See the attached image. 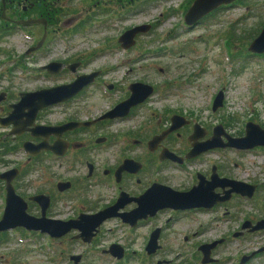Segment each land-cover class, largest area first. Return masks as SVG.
Masks as SVG:
<instances>
[{
    "label": "flooded vegetation",
    "instance_id": "af4514ba",
    "mask_svg": "<svg viewBox=\"0 0 264 264\" xmlns=\"http://www.w3.org/2000/svg\"><path fill=\"white\" fill-rule=\"evenodd\" d=\"M167 1L169 0H0V44L17 33L24 35L28 45L22 59L24 58L23 60L31 65H36L35 69L40 71L47 81L40 88L68 85L80 76L96 73L91 82L74 94L41 108L33 124H26L24 128L18 120L23 121L25 116L19 118L17 122L21 132L10 135L9 133L14 129L13 123L5 126L3 122L1 123V119L12 112L13 105L19 102L22 93L40 88L33 90L0 88V174L11 170V175L0 179V205L4 209L7 180L10 177L9 186L26 202L27 212L35 217L41 216L40 204L32 198L37 195L48 198L45 215L52 219L74 220L81 214H94L107 208L115 209L116 214L104 220L97 230L93 231L91 241L85 242L89 246H93L97 240H100L99 236L104 224L115 220L127 234L122 233L120 236L122 241L125 238L129 239L130 233L137 234L140 228L150 227L143 234L142 253L139 252L142 262L146 258L149 261L157 254H163V257L156 260L154 264H173L174 260L182 257L181 252L184 251L185 256L190 257L187 264H193L192 260L195 264H230L231 260L221 261L218 251L224 247L223 252H225V246L229 241L252 237L253 245L250 253L240 256L236 264H264V224L259 226L261 222H264V213L260 216L244 218L230 234L223 233L214 238L210 235L199 244L195 243L196 239L193 237H197L204 231L217 229V224L214 223L219 222L218 219L198 223L208 227L213 223L214 228L210 227L207 228L208 230L202 231V229V232L195 231L190 234L187 232L188 235L183 233L177 242L180 249L173 248L176 241L168 239L176 233L177 230L171 227L179 222V219L187 218L186 220L190 222H198L196 218H190L193 215L197 216L196 213L201 211H217L218 207L223 208L224 214L227 215L229 213L227 209L234 199L240 198L241 201L247 198L255 199L264 189L261 183L246 182L255 187L250 196L233 190V186H222L220 182L222 179H237L225 172V163L201 158L204 154L226 148L238 153L260 151L264 150V146L245 149L218 146L188 156L194 142L213 141L215 129L218 126H222L224 133L233 137L244 136L246 132L245 130L239 131L238 134L229 132L227 130L229 121L224 117V120L207 125V122L203 124L194 119L196 117L192 112L184 114L179 110H171L169 107H163L162 114L153 113L146 121L141 120L140 109L158 91V88L150 84L153 86L151 95L129 107L126 103L119 108L121 104L128 102L131 96L130 85L144 82L140 81V78L134 80L132 78L126 83L103 79L109 75L108 71L116 69V66H126L125 73L134 72L140 68L145 55V48L140 47V36L151 32L155 26V24L147 23L150 25L149 30L145 33H137L130 44L120 40V37L125 31L140 23L118 28L114 27V20L124 22L130 15L144 13L148 6L165 4ZM193 1L182 0L177 7L167 11V13L172 12L173 15L179 14L182 17V27L187 30L207 25V21L219 16L227 8L244 6L252 13L254 8L246 3L255 0H235L188 24L185 21V15ZM93 22L95 26L92 30H88ZM120 28L121 33L118 36L109 40L104 39L103 43L106 44L95 47L93 50H82L79 45L73 43L81 34L87 37L89 32L93 34L100 30ZM233 34V37L241 40L240 35H235L234 32ZM252 36L253 32L247 35L248 48L252 42H249ZM3 50L0 48L1 54L9 53ZM247 55L257 57L264 54L248 51ZM102 60L115 61L116 65L110 69L88 68ZM133 66L137 68L134 69ZM96 94L107 100L97 101ZM216 96L211 99L212 106H209L214 115L219 113L225 105L224 102L222 107L214 110ZM104 103L106 105L102 107ZM115 108L124 113L115 114L119 112L115 111ZM174 116H179V119L175 122L176 128L170 129ZM219 139L220 143L228 142L223 133ZM103 153H106L105 157ZM12 157L20 162L11 160ZM56 162L59 163L63 172L73 175L57 177L55 175L57 172L52 169ZM38 164L41 165L44 173L47 172L46 178L40 183L25 182L26 176ZM79 164H83L85 168L82 174L77 169ZM195 167L201 169L193 170ZM201 181H212L215 184L213 192L208 191L209 193L205 195L207 200H213L215 195L217 196L216 201L214 200L209 206L190 208H173L167 204L156 206L160 202L158 192L163 194V201H167L166 196L170 193L188 192L194 187H199ZM64 183H68V187L60 189V185ZM150 191H154L155 195L152 196L151 201H146V195ZM57 203H62L67 209L74 208L75 212L65 218L56 217L53 215V209L55 211ZM140 205L144 207L142 217H140ZM235 207L238 209L239 204H235ZM137 209L139 211H136ZM229 220L237 221L235 217ZM16 230L41 235L48 239L68 238L72 241L84 242L81 237H78L81 231L77 228H72L61 237L53 238L46 232L15 227L0 232V239L7 236L9 231ZM137 237L140 238V232ZM153 237H155L153 249L149 250ZM189 240L193 242L190 244ZM114 244L122 248V256L117 257L109 252V248ZM100 252L112 257L114 264L135 262L136 258L131 259V257L137 255L136 251L131 250L129 253L128 247L113 242ZM172 254L174 256L170 257ZM71 256L75 255H69L68 264L73 263ZM76 256H80L78 260L80 264L82 255L76 254Z\"/></svg>",
    "mask_w": 264,
    "mask_h": 264
},
{
    "label": "rangeland",
    "instance_id": "374dc122",
    "mask_svg": "<svg viewBox=\"0 0 264 264\" xmlns=\"http://www.w3.org/2000/svg\"><path fill=\"white\" fill-rule=\"evenodd\" d=\"M181 1L169 0L165 4L148 6L144 13L130 15L124 22L114 20V27L118 28L139 23H150L155 26L151 32L140 36V47L145 48L144 60L140 64V68L136 69L137 66H133L136 69L134 72L125 73L126 66H116V69L109 70V75L103 79L126 83L132 78L133 80L140 78V81L158 88V91L140 109L141 120L146 121L153 113L162 114V108L169 107L171 110H179L184 114L192 112L196 117L194 119L203 124L207 122V125L225 118L229 121L227 130L234 134L244 131L249 121L264 127V55L257 57L247 55L248 47L246 45V38L250 32H253V36L249 42L253 41L264 28V0L246 3L254 8L252 13L244 6L227 8L219 16L207 21V25L188 30L182 27V17L179 14L167 13L168 10L177 7ZM94 26L93 22L89 25L88 30H92ZM120 30L121 28L100 30L93 34L89 32L87 37L81 34L76 37L73 43L79 45L82 50H93L95 47L105 45L104 39L109 40L118 36L121 33ZM233 32L235 35H240L241 40L233 37ZM23 36L17 33L0 44L3 51L9 52L7 55L0 53V86H2L0 88L33 90L47 83L41 72L35 69L36 65H31L28 61L23 60L24 58L22 59L28 45ZM17 59L22 61L16 62ZM115 65V61L102 60L88 68L110 69ZM221 90L225 94V105L219 113L214 115L209 106H212L211 99ZM96 99L97 101L107 100L98 94H96ZM105 105V103L102 104V107ZM105 156L106 153H103V157ZM201 158L220 161L221 164L225 163V172L231 177L248 183H261L264 187V150L238 153L226 148L221 151L209 152ZM11 160L20 162L14 157ZM52 169L57 172L55 174L57 177L73 175L63 172L58 162ZM77 169L81 174L84 173L83 170L85 171L83 164H79ZM195 169L201 168H193V170ZM46 175L47 172L44 173L41 165L38 164L26 176L25 182L40 183L46 178ZM235 204H239L238 209ZM64 207L62 203H57L55 211L53 209V215L65 218L75 212L74 208ZM227 210L229 212L227 215L224 214L225 210L220 207L217 211L198 212L197 216L193 215L190 218H196L198 222H190V220H186L187 218L179 219L180 221L171 227V229L177 230L176 233L172 237H168V239L176 241L173 248L180 249L177 242L183 233L188 235L195 231L202 232L208 230L207 228H214V224H217V229L209 230L210 232L204 231L197 237H193L196 239L195 243L199 244L210 235L211 238H214L223 233L230 234L244 218L260 216L264 213V189L258 193L255 199L247 198L242 201L240 198L234 199ZM2 213L3 206L0 205V217ZM233 217L237 221L229 220ZM211 219L212 221L218 219L219 222L212 223L210 227L198 224L199 221ZM117 224L115 220L106 222L100 233V240H97L93 246L68 238L48 239L25 231H9L7 236L0 239V264H68L69 255L72 254L82 255L80 264H114L112 257L100 252L101 249H106L111 242L128 247L129 253L131 250L136 251L137 255L131 257V259L136 258L135 262L130 261L127 264H154L156 260L163 257V254H157L149 261L148 258L143 262L140 259L139 252L142 253L144 244L143 234L150 228L149 226L140 228L137 234L130 233V238H125L122 241L120 238L122 233L127 234ZM139 232L140 238L137 237ZM251 240L252 237L229 241L225 246L226 251L223 252V247L221 251H218V256L221 261L231 260L230 264H236L240 256L250 253L253 245ZM191 242L193 241L189 240L190 244ZM181 253L182 257L174 260L173 264H187L190 260V257L185 256L184 251ZM173 256L174 254L170 257ZM192 261L195 264L194 260Z\"/></svg>",
    "mask_w": 264,
    "mask_h": 264
},
{
    "label": "water",
    "instance_id": "95a60500",
    "mask_svg": "<svg viewBox=\"0 0 264 264\" xmlns=\"http://www.w3.org/2000/svg\"><path fill=\"white\" fill-rule=\"evenodd\" d=\"M235 0H194L191 7L188 9L185 15V21L190 24L195 20L201 18L204 15L209 14L216 8H219L222 5H228L233 3ZM149 24H140L137 25L127 31H125L120 40L126 41V43H132L133 37L137 33H145L149 30ZM249 51L256 54H263L264 53V28L262 29L261 33L251 42L249 46ZM96 73H91L89 75H83L78 77L74 82L68 85H59L55 87H51L48 89L40 88L34 91L24 92L21 94V98L18 103L13 105L12 112L6 117L1 119V123L5 126H8L10 123H13L14 129L9 133H19L21 132L19 129V125L17 120L25 116L23 121L18 120L24 128L26 124H33L34 118L37 112L49 105L60 100L67 98L68 96L74 94L84 85L88 84L92 81L94 75ZM98 74V72H97ZM131 96L128 99V102L121 104L119 106L122 107L124 105L130 106L131 104L136 103L137 101H143L146 97L152 94L153 86L147 83H134L130 85ZM224 98L225 94L224 91L221 90L214 101V110L222 107L224 105ZM116 109V108H115ZM115 111H119L116 109ZM124 111H119L115 114H123ZM179 119V116H174L172 118L173 125L170 129H175L176 125L175 122ZM80 124V123H78ZM16 128V129H15ZM23 128V129H24ZM36 128H41V126H36ZM245 135L241 137H233L228 133H224L223 127L218 126L215 129V135L213 141H207L203 143H193V148L190 151L189 155H195L202 151H207L211 148H215L218 146L227 147H237L240 149L245 148H253L256 146H264V127L260 124H257L253 121H249L246 124L245 128ZM222 133L227 138V143L223 144L220 143L219 136ZM40 146V145H39ZM38 146V147H39ZM11 171V170H10ZM7 171L0 174V179H5L7 176L11 175V172ZM9 178L8 177V184H7V194H6V203L3 209V213L0 217V232L13 229L15 227H23L27 230H36L43 233L50 234L53 238H58L65 235L68 231L72 228H77L81 231L78 237H81L84 242L89 243L91 241L92 236L94 235L93 231L97 230V227L106 220L107 218L114 216L115 209L107 208L101 211H98L94 214H81L78 216L77 219L74 220H59V219H52L48 218L45 215V210L48 205V198L43 195H37L32 197L33 200L37 201L41 207V216L35 217L30 215L27 212V205L26 202L18 195L15 194L14 190L11 186H9ZM222 186H233V190L239 191L244 195H252L254 186L240 180H230V179H222L220 180ZM215 184L211 182H200L199 187H194L192 190L188 192H172L169 196H166L167 201H163V194L158 192L160 195V202L158 207L170 205L173 208H190L195 206H209L212 204L217 197L213 200L205 199V195L210 192H213ZM235 186V188H234ZM68 187V183H64L60 185V189H64ZM160 189V188H159ZM170 190V189H168ZM204 190V191H203ZM207 192V193H205ZM205 193V194H204ZM149 194V195H148ZM146 195V201H151L152 196L155 195L154 191H150ZM172 197V198H171ZM213 198V197H212ZM216 201V200H215ZM167 202V203H166ZM164 203V204H163ZM141 204V200H140ZM144 207L140 205V217L144 216L143 214ZM114 211V212H113ZM136 211H139L137 209ZM142 213V214H141ZM125 220V219H124ZM264 222H261L259 226H262ZM155 237L152 238L150 241L149 250H152V244H154ZM153 242V243H152ZM148 250V251H149ZM109 252L114 256L120 257L122 256V248L117 245H111L109 248ZM80 256H71L73 260L72 264H78Z\"/></svg>",
    "mask_w": 264,
    "mask_h": 264
}]
</instances>
